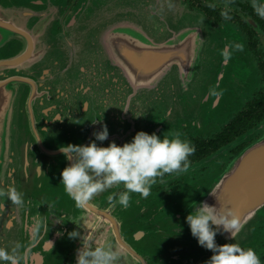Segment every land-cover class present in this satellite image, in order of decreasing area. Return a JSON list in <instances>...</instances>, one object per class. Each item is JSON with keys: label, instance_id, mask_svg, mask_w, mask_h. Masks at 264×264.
I'll return each mask as SVG.
<instances>
[{"label": "water", "instance_id": "1", "mask_svg": "<svg viewBox=\"0 0 264 264\" xmlns=\"http://www.w3.org/2000/svg\"><path fill=\"white\" fill-rule=\"evenodd\" d=\"M2 4L0 189L16 187L24 204L0 197V247L15 250L21 264H59L82 212L102 217L97 200L115 188L77 207L62 184L71 162L60 148L123 146L140 131L161 139L181 133L187 84L206 69L218 34L183 0H79L67 11L55 0ZM214 102L216 109L221 97ZM105 126L108 139L95 140ZM217 179L184 214L201 203L234 210L242 229L234 239L221 228L217 245L249 239L264 218V138Z\"/></svg>", "mask_w": 264, "mask_h": 264}, {"label": "flooded vegetation", "instance_id": "2", "mask_svg": "<svg viewBox=\"0 0 264 264\" xmlns=\"http://www.w3.org/2000/svg\"><path fill=\"white\" fill-rule=\"evenodd\" d=\"M4 1L7 0H0V4ZM78 1L55 3L61 11H67ZM183 1L191 10L203 14L214 28L228 27L238 32L248 52L254 88L241 109L215 133H188L184 127L183 139L195 147L187 173L166 174L147 198L131 193L126 209L119 203L113 207L107 200L112 193L124 191L121 184L97 205L104 213L102 217L83 211L77 229L80 237L72 239L59 264H75L77 249L82 247L81 237L89 233L94 234L93 247L110 243L120 251L118 264H206L214 255L193 237L186 221L189 214L184 211L200 198L207 175H219L243 151L264 138V18L253 8V0ZM256 2L264 4V0ZM224 12L229 18L222 15ZM250 236L248 239L247 234L242 235L245 241L238 238L237 243L245 249L253 248L264 264V218L256 222Z\"/></svg>", "mask_w": 264, "mask_h": 264}, {"label": "clouds", "instance_id": "3", "mask_svg": "<svg viewBox=\"0 0 264 264\" xmlns=\"http://www.w3.org/2000/svg\"><path fill=\"white\" fill-rule=\"evenodd\" d=\"M252 6L264 18V4L253 0ZM222 15L229 18L226 12ZM231 47L228 45L222 50L224 62L231 59ZM235 48L243 50V46L239 44ZM94 135L95 140H107V127ZM60 151L71 162L61 173L62 184L77 207L88 206L97 195L122 184L124 191L112 193L107 200L113 207L119 203L126 209L130 204L131 193H139L147 198L151 188L158 180L163 182L166 174L187 173L191 165L189 157L194 154L195 147L190 141L182 139L180 132L172 133L171 138L164 136L161 139L155 133L149 135L140 131L130 143L123 146L113 142L108 147H100L93 141L87 146L61 147ZM5 196L13 205L24 204L23 193L14 186H9L6 190L0 189V197ZM0 210H4V205L0 206ZM186 221L199 245L214 253L206 264H261L260 257L251 247L245 249L239 243L218 246L216 243V236L221 228L234 239L241 231L243 225L236 211L225 212L221 207L201 203L186 217ZM68 235L71 239L80 237L78 231H72ZM81 239L82 247L77 249V264H118L121 253L112 244L93 247L95 239L92 233ZM23 258H27V253ZM21 259L15 254V250L9 253L7 249L0 247V261L21 264Z\"/></svg>", "mask_w": 264, "mask_h": 264}, {"label": "rangeland", "instance_id": "4", "mask_svg": "<svg viewBox=\"0 0 264 264\" xmlns=\"http://www.w3.org/2000/svg\"><path fill=\"white\" fill-rule=\"evenodd\" d=\"M213 29L218 36L209 44L206 69L203 70L201 76L192 79L191 83L187 84L189 98L185 103L188 112L182 117L184 122L179 123L182 137L184 127L188 133L200 131L201 134H207V136L218 131L241 109L245 98L255 85L251 73L252 68L248 67V52L238 32L228 27H213ZM237 44L243 46L242 51L235 48ZM228 45L232 46L231 59L223 62L221 53ZM221 74H223L222 77ZM194 96L197 99L194 100ZM203 97L206 98L203 99ZM207 97L210 98L209 101H206ZM219 97H221V102L214 109L213 100ZM218 176L217 173H212L204 178L202 183L205 187L203 191L206 189L205 195L214 188ZM105 198L97 200V203L104 202Z\"/></svg>", "mask_w": 264, "mask_h": 264}]
</instances>
